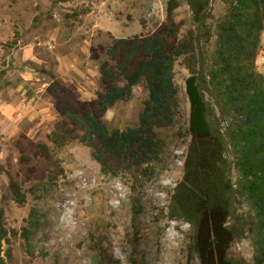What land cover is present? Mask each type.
<instances>
[{
	"label": "rangeland",
	"instance_id": "1",
	"mask_svg": "<svg viewBox=\"0 0 264 264\" xmlns=\"http://www.w3.org/2000/svg\"><path fill=\"white\" fill-rule=\"evenodd\" d=\"M168 1L0 0L3 264H198L187 248L189 225L168 214L189 142L188 55L174 64L177 107L173 124L158 131L164 149L157 160L148 156L133 167L109 157L102 170L93 159L96 146L76 140L56 149L48 139L65 127L64 110L95 98L101 86L98 66L113 65L106 55L112 41L154 32L165 21ZM175 1L172 15L182 40L192 29L191 14L184 0ZM211 8L214 27L225 9L219 0ZM213 42L214 37L209 51ZM255 68L264 77V35ZM146 96L136 86L131 99L116 103L103 122L110 129L135 127ZM66 128L74 137L82 135ZM10 182L25 195L22 205L14 202ZM132 200L140 204L134 221ZM231 253L252 262L248 239L234 244Z\"/></svg>",
	"mask_w": 264,
	"mask_h": 264
},
{
	"label": "trees",
	"instance_id": "2",
	"mask_svg": "<svg viewBox=\"0 0 264 264\" xmlns=\"http://www.w3.org/2000/svg\"><path fill=\"white\" fill-rule=\"evenodd\" d=\"M184 1L192 23L187 37L178 38L172 15L177 3L169 0L165 21L154 32L114 39L106 50L113 65L98 66L101 86L95 98L64 110L65 127L54 129L48 139L56 149L76 140L96 146L93 159L102 170L109 157L133 167L148 156L157 160L164 149L158 131L173 124L177 107L174 64L188 55L184 91L189 142L169 217L189 225L187 248L198 264H246L231 253L245 239L252 248L251 264H264V77L255 68L264 35V0H219L225 14L214 27L209 23L213 0ZM139 85L147 96L137 125L108 128L104 114L116 103L128 102ZM66 126L82 135L74 137ZM40 149L46 151L44 145ZM9 190L16 204L25 202L17 184L10 182ZM139 210V201L132 200L133 221ZM5 235L0 229V242Z\"/></svg>",
	"mask_w": 264,
	"mask_h": 264
}]
</instances>
